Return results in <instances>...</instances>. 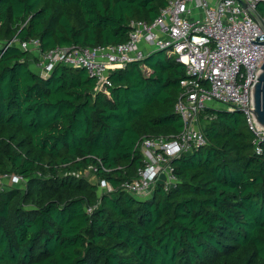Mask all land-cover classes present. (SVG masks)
I'll use <instances>...</instances> for the list:
<instances>
[{"label": "trees", "instance_id": "16d2710c", "mask_svg": "<svg viewBox=\"0 0 264 264\" xmlns=\"http://www.w3.org/2000/svg\"><path fill=\"white\" fill-rule=\"evenodd\" d=\"M168 1L0 0V175L25 179L0 188V264H264V141L258 154L242 111L202 110L207 144L173 160L174 186L138 198L121 184L142 136L181 132L185 65L155 51L96 92L86 68L43 76L20 46L119 44ZM91 165L112 192L78 175Z\"/></svg>", "mask_w": 264, "mask_h": 264}, {"label": "built area", "instance_id": "2783aa9c", "mask_svg": "<svg viewBox=\"0 0 264 264\" xmlns=\"http://www.w3.org/2000/svg\"><path fill=\"white\" fill-rule=\"evenodd\" d=\"M263 1L169 0L153 21H131L129 38L119 44H74L43 51L40 39L31 38L21 41L20 46L32 51L31 61L43 76L59 63L86 68L96 80V92L112 86L114 70L142 61L155 51L168 52L185 65L186 75L180 81L182 91L175 105L183 120L181 132L142 136L135 149L142 154L143 163L134 178L121 184L123 190L145 199L160 184L165 189L176 184L173 160L207 144L200 127V113L205 108L221 105L227 111H242L254 135L255 150L262 153L264 126L255 120L252 109L254 87L264 63V43L251 40L264 41L256 39L264 34V26L258 21L260 16L264 22L258 12ZM91 166L97 172V166ZM24 180L22 175H0V188L4 183ZM99 189L101 193L112 192L114 187L101 179Z\"/></svg>", "mask_w": 264, "mask_h": 264}, {"label": "water", "instance_id": "95a60500", "mask_svg": "<svg viewBox=\"0 0 264 264\" xmlns=\"http://www.w3.org/2000/svg\"><path fill=\"white\" fill-rule=\"evenodd\" d=\"M258 21L264 26L262 18L259 16ZM264 38L263 35L257 36V40ZM256 43H264V41H255ZM262 72L258 76V82H256L254 87V106L255 109H252L253 116L257 122L264 126V63L262 65Z\"/></svg>", "mask_w": 264, "mask_h": 264}, {"label": "rangeland", "instance_id": "374dc122", "mask_svg": "<svg viewBox=\"0 0 264 264\" xmlns=\"http://www.w3.org/2000/svg\"><path fill=\"white\" fill-rule=\"evenodd\" d=\"M165 53H168V52H165ZM215 108L224 109L223 106H221V105H217V107H215ZM78 174L85 176L86 178H88L93 183H99V178L97 176V172L95 171V168L93 166H89L84 171L78 172Z\"/></svg>", "mask_w": 264, "mask_h": 264}]
</instances>
